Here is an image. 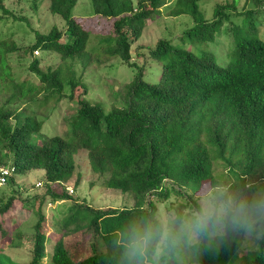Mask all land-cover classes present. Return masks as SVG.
<instances>
[{"label": "trees", "instance_id": "16d2710c", "mask_svg": "<svg viewBox=\"0 0 264 264\" xmlns=\"http://www.w3.org/2000/svg\"><path fill=\"white\" fill-rule=\"evenodd\" d=\"M48 1L49 10L66 20L65 29L54 26L48 33L36 32L35 43L27 47L0 41V85L11 92L0 102V163L15 168L7 183L12 194L8 200L0 197V232L2 237L10 235L1 222L9 217V222L20 223L28 216H19L26 212L24 207L29 213L28 208L38 205L33 232L25 236L17 228L7 242L8 247L29 252L30 261L24 264H128L124 245L132 229L154 222L160 215V202H167L171 214L178 216L199 211L197 194L205 184L213 194L222 192L225 202L231 198L235 208L243 203L253 218L258 217L264 199L255 202L257 187H252L251 179L264 171V0H247L243 7L235 0L217 3L213 19L203 9L212 0L168 1L170 15L192 17L184 25L183 42L187 37L213 40L217 28L227 25L225 31L232 35L234 48L223 65L209 51L180 50L167 39H161L156 48L136 45L149 18L157 11L160 15L167 0H90L96 14L114 20L104 55L119 56L136 68L124 90L114 93L111 89L122 102L120 107L111 105L109 112L102 103L87 99L88 85L73 65L87 59L83 55L90 38V30L73 15L79 0ZM0 10L11 14L4 0H0ZM236 17H242V22L237 23ZM135 48L138 61L133 60ZM40 49L57 52L61 62L44 70L42 59L35 54ZM14 52L33 57L29 69L41 86L33 90L26 82L14 81L7 58ZM91 57L85 67L92 64ZM152 60L162 63L160 79L154 84L145 79ZM68 87L69 99L79 100L77 112L67 117L71 128L66 136L53 135L38 142L35 135L41 132L43 121L20 104L36 101L46 105ZM81 150L99 175L100 182L94 184L131 193L132 205L94 209L76 202L86 215L74 208L63 216L47 214L49 202L74 199L75 188L67 186L74 178L76 185L81 182L76 176V155ZM34 169L44 170L45 191L27 193L18 206L17 195L23 186H17L15 175H27ZM239 219L240 211H234L224 222L223 236L211 240L205 236L201 243L185 248L181 260L170 264H229L238 249ZM258 245L259 253L241 255L231 264H264V236Z\"/></svg>", "mask_w": 264, "mask_h": 264}, {"label": "rangeland", "instance_id": "374dc122", "mask_svg": "<svg viewBox=\"0 0 264 264\" xmlns=\"http://www.w3.org/2000/svg\"><path fill=\"white\" fill-rule=\"evenodd\" d=\"M4 1L6 7L11 11V14L4 15L0 10V17L4 16L3 19H0V41L14 42L17 45L27 47L35 43L37 39L36 32L48 33L54 26L60 30L65 29L67 26V22L64 18L53 14L49 10L48 0ZM36 1H38L37 6L35 4ZM168 1L169 0L161 6L160 15L157 11L149 18L144 32L136 45L143 44L151 48H156L161 39H167L174 47L180 50H186L196 54L209 51L216 57L217 62L221 65L228 59H231V55L229 56V54L234 48L232 46L233 37L230 33L225 31L227 25L222 29L217 28L213 40L192 41L187 37L184 39L185 42H183L181 38L187 30L184 25L187 19L189 18L192 20V17L190 15H181L179 17L170 15V10H168L170 6L168 4H170V2ZM227 1L231 2L233 0H212L211 2L208 0L209 3H206L203 9L207 16L213 19L215 5ZM249 1L251 2V0ZM137 2L138 0H134V3ZM235 2L239 7H243L247 0H235ZM249 6L251 7L253 4L249 3ZM73 15L86 29L90 30V38L83 55L86 56L87 59L80 62H73L74 68L77 74L83 78V82L88 85L89 92L86 96L87 99L92 103H102L106 112H109L111 110V105H116L117 107L121 106L122 101L120 102L117 100V95H114V93H120L124 90L126 85L133 80L136 68L130 66L119 56L107 57L104 55L103 50L109 45V33L112 31L114 22L111 17L96 14L90 0H79L73 9ZM242 19V17L234 18L237 23H241ZM262 32L264 33V27L262 28ZM136 45L134 47H136ZM136 48L133 50L134 61H138ZM146 48L147 46L145 49ZM39 51L40 53L36 54V56L42 59L41 66L44 70H47L49 66L55 67L61 62V57L57 52H44L41 49ZM91 54L94 60H91L92 64L89 67H85V64L88 63V59L92 58ZM7 58L8 66L10 67V72L14 81L19 83L26 82V85L28 87L31 86L33 90L34 87L41 86L39 77L30 72L29 64L33 58L30 54L27 55L23 52H14L8 54ZM161 72L162 63L157 60H152L150 61L145 79L152 84L157 83L160 79ZM7 80L9 81L10 79L8 78ZM1 83L2 80L0 79V84ZM111 89L114 90L113 95L111 94ZM78 91H82V88H78ZM10 93V91L1 89L0 102H5ZM44 94L45 92H42L38 97L43 98ZM69 94L70 88L68 87L65 89L62 96H54L46 105L40 106V103L36 101H25L27 103L20 104L22 108H29V114H36L37 119L43 121L41 132L35 135L38 142L53 135L66 136L71 128L67 117L76 113L79 108L78 97L69 99ZM76 163V176L81 178V182L76 185L74 178L72 183L67 186H73L75 188V193L73 194L74 199L58 203L49 202L46 206L47 214H54L57 216L60 214L63 216L65 213H69L72 208L76 209L75 212L78 209L82 210L83 207L77 208L76 202L89 205L94 209L103 207L120 208L122 206H130L134 203V196L131 193H118L111 188L103 187V184H94V182H100L99 175L92 171L89 159H87L82 150L76 155ZM215 167L218 170L222 169L221 166L216 165ZM252 179V187H257L253 193L255 202L259 203L264 199V171H258L255 178ZM15 180L17 186H23V188H20L21 191H19L23 193V195L20 193L17 195L18 206L22 204L21 200L23 198L25 199L27 193L34 195L35 193L42 194L45 191L43 185L46 182V178L44 170L42 169H34L27 175L17 174L15 175ZM38 183L42 184V186L39 187L37 185ZM16 189L18 190L19 187H16ZM208 192H212V187L209 184H205L203 189L197 194V196H199V201ZM11 194V185L0 187V197L4 196V200H8ZM26 205H31V203L27 202ZM167 205V202L158 203L159 214L165 212L168 214L172 213ZM243 205L244 209L240 211V219L237 226L238 231L235 235L238 249L233 254L229 264L238 261L241 255L245 254L253 257L259 253L260 248L258 244L260 239L264 236V209L258 217L253 218L248 213L247 206L245 204ZM24 208L26 212H22L19 216L24 214H28V216L22 222H9V217H7L6 221L3 223L1 222L3 227H8L10 229V235L2 237L0 232V264H24L30 261V254L25 248L7 246V242L12 238V235L16 233L17 228H20L25 236L33 232V225L38 219L36 214L38 205H34L33 208H28L30 211L29 213L27 208ZM82 211L85 215L87 214L86 210ZM52 215H48V218H52ZM50 228L53 229L54 226L50 225ZM53 243L54 240L49 243V249L53 246Z\"/></svg>", "mask_w": 264, "mask_h": 264}, {"label": "clouds", "instance_id": "9594fccd", "mask_svg": "<svg viewBox=\"0 0 264 264\" xmlns=\"http://www.w3.org/2000/svg\"><path fill=\"white\" fill-rule=\"evenodd\" d=\"M36 54V51H35ZM223 193H206L200 200L199 211L190 210L182 215L157 216L156 220L134 227L124 245L128 264H170L182 259L185 248L224 234V222L235 208L231 198L227 202Z\"/></svg>", "mask_w": 264, "mask_h": 264}, {"label": "built area", "instance_id": "2783aa9c", "mask_svg": "<svg viewBox=\"0 0 264 264\" xmlns=\"http://www.w3.org/2000/svg\"><path fill=\"white\" fill-rule=\"evenodd\" d=\"M36 54H39V52L36 51ZM14 171V167L0 163V187L7 185V183L10 181V178L13 177ZM70 192H73V188H70Z\"/></svg>", "mask_w": 264, "mask_h": 264}]
</instances>
